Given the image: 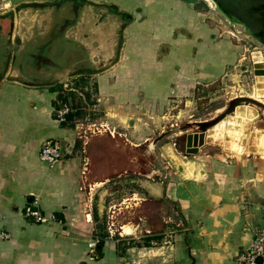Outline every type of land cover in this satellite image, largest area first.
<instances>
[{"label": "crops", "instance_id": "0c3cea01", "mask_svg": "<svg viewBox=\"0 0 264 264\" xmlns=\"http://www.w3.org/2000/svg\"><path fill=\"white\" fill-rule=\"evenodd\" d=\"M54 1L0 0V9L12 3L47 5ZM90 1L109 10L115 22L113 31L103 32L105 23L96 26V20L87 19L86 10H95L92 6L84 8L78 24V32L81 25L90 32L81 42L101 49L102 57L95 54L98 50L89 52L92 59L98 58L95 63L104 64L93 74L97 84L94 104L104 113L102 125L109 123L110 114L119 117L130 125L126 134L131 138L137 135L136 119L142 114L158 117L168 104L190 95L198 85L226 76L239 59L240 46L231 32L203 10L200 0ZM0 18L12 25L4 11ZM79 34L75 40L85 36L82 31ZM6 44L0 41V264H123L126 257L119 254L114 238L105 239L101 258L89 253L88 243L100 230L98 217L104 206L100 202L99 214L94 213L92 184L86 183L88 162L84 159L88 158L81 152L74 154L76 131L56 115L62 104L56 103L62 77L83 76L70 73L78 65L63 68L50 61L42 71L29 66L31 72L49 76L33 81L34 77L3 68ZM63 91L72 103L68 91ZM122 123L113 127L115 131ZM47 139L66 146L65 157L53 167L40 157ZM258 146L255 149L261 156L228 158L200 153V157L182 161L184 167L166 181L146 180L148 199L172 201L186 223L185 230L190 231L185 236L177 234L175 244L166 248H174L168 264H238L237 257L251 243L253 229L264 225V150ZM82 148L87 149V142ZM34 203L55 220L36 223L24 217L25 206ZM122 230L123 235L132 233L128 225Z\"/></svg>", "mask_w": 264, "mask_h": 264}, {"label": "rangeland", "instance_id": "374dc122", "mask_svg": "<svg viewBox=\"0 0 264 264\" xmlns=\"http://www.w3.org/2000/svg\"><path fill=\"white\" fill-rule=\"evenodd\" d=\"M200 2L204 4L203 10L214 15L217 23L231 32L229 34L233 41L240 46L239 59L228 69L226 76L208 84L198 85L190 95L168 104L158 117L142 114L141 119H136L138 127L135 137L131 138L126 134L131 129L130 125L122 123L121 119L115 118L114 115L110 114L111 118L106 121L109 123L102 125L104 113L98 110L97 106L96 109L93 107L97 101L96 78L93 75L65 76L60 83L63 89L68 91L72 102L74 98L80 102L78 107L81 114L73 121L66 122L73 125L76 131L74 154L81 152L88 158L84 159V163L88 162L86 183L92 184L94 213L97 215L100 202L104 206L102 214L98 217L100 230L96 235L104 240L106 238L117 240L119 254L126 257L123 264H168V257H173L174 248L169 251L166 248L175 244L177 234L185 236L190 232L185 230L186 223L177 214L176 205L172 201L163 198L148 199L144 188L147 179L156 182L166 181L170 175L173 176L176 169L184 167V161L200 157V153L208 152L206 154L228 158L261 156L255 149L257 143L259 149L264 150V109L258 107V113L255 105H243L238 109H247V113L241 114L238 111L227 116L217 127L209 129L206 142L198 153L186 152L187 135L201 131L198 122L215 118L234 98L251 96L264 102V44L250 35L243 26L232 25L208 0ZM18 6L20 9L16 11ZM100 10L102 9H95L94 12L86 10L87 19L91 17L96 20V26L105 23L106 26L102 29L105 33L113 31L114 17L108 16L109 10L104 9L103 12ZM3 11L12 21L10 25L9 20L0 18V30L11 31L8 34L0 32V41L7 42L3 54V68L9 66L11 73L22 72L25 77L31 78L32 75L23 70L32 73L28 66L36 68L39 66L32 53L36 54L40 51L39 48L44 49L43 46L40 47V42L44 46L47 44L48 33L58 20L55 8L12 3L0 9V12ZM84 11L82 9L81 18ZM79 22L69 27L66 34L74 38V35H80L82 31L85 36L76 39L78 46L72 48L61 62L63 68L73 63L79 66L76 58L81 59L82 55L87 56V53L89 56L92 49L98 50L95 54L102 57L99 53L100 47H89L81 42L84 37H90V32H85L82 25L80 26L82 30L78 32ZM117 41L116 39V43ZM51 47L50 45L45 47L47 54L51 52ZM78 53L80 56L76 57ZM95 60L98 58L95 57ZM99 63L98 61L97 65L103 64ZM44 67L48 68L49 65L45 64ZM74 72L73 69L70 73ZM33 76H35L32 78L33 81L36 79L41 82L44 79L43 76ZM54 79L55 76L53 79L50 78ZM72 87L75 88L74 91H70ZM85 91L91 93L90 100ZM71 92L75 97L70 94ZM79 92L85 95V99L81 98ZM120 122L122 126L115 131L113 127L120 125ZM171 129L172 133L159 141L154 149L150 148L154 137ZM128 138L139 145L133 146ZM84 142H87L85 151L84 147L82 148ZM242 144H247L243 152ZM65 149L66 146H63V155ZM99 181L106 183L98 185ZM135 193L138 195H134ZM124 225L132 229L131 234H121ZM147 235H151L152 238ZM147 243L149 245L145 246Z\"/></svg>", "mask_w": 264, "mask_h": 264}, {"label": "water", "instance_id": "95a60500", "mask_svg": "<svg viewBox=\"0 0 264 264\" xmlns=\"http://www.w3.org/2000/svg\"><path fill=\"white\" fill-rule=\"evenodd\" d=\"M215 4V8L218 9L232 25H241L245 30L252 35L259 42L264 44V0H212ZM61 2V0H59ZM57 3V2H56ZM23 6H44L42 3H24ZM21 5V6H22ZM20 9V6L16 7V11ZM142 11V9H140ZM80 52V51H78ZM75 57V56H74ZM9 69V66L5 67ZM80 68V67H79ZM73 75H93L98 73V70H83L74 69ZM243 105H255L257 108L264 109V102L251 97L241 96L234 98L228 107L218 116L211 120H205L198 122L201 127V131L189 133L186 141V152L188 154H196L202 148L206 142V137L209 129L216 126L227 116L236 112L239 106ZM258 108V113H259ZM173 129L165 130L158 134L150 143V148L154 149L156 144L161 141L168 134L172 133ZM258 262H262V258H258Z\"/></svg>", "mask_w": 264, "mask_h": 264}, {"label": "flooded vegetation", "instance_id": "af4514ba", "mask_svg": "<svg viewBox=\"0 0 264 264\" xmlns=\"http://www.w3.org/2000/svg\"><path fill=\"white\" fill-rule=\"evenodd\" d=\"M57 2V3H56ZM90 5V6H89ZM94 7L95 9H103L104 7L102 5H98L93 3L90 0H59L54 1L52 4H47L41 7H53L55 8V12L57 15V23L54 25V27L51 29L50 33H48L49 40L47 41V44L41 46L45 49L47 46H52L51 52L47 54L45 50L37 51L36 54L34 52L32 55L34 58L39 62V67L37 70H41V67H44L45 64L49 65L50 61L54 64H58V66H62L61 62L68 56V52L71 51L72 48L77 47V41L74 38H70L69 34L67 33V29L69 27L74 26L77 22H79V19L81 18L82 9L84 10L85 7ZM110 10L114 11V7H109ZM116 12V11H115ZM123 17H126L127 14H122ZM54 46V47H53ZM38 50V49H37ZM84 51L86 49H83ZM78 52V51H77ZM73 55V54H71ZM70 55V56H71ZM75 56V55H74ZM79 53L78 56L79 57ZM83 57L81 59H78L79 66L77 69H83V70H99L103 67L102 65H97L96 60L92 59L90 57V54L88 56L82 55ZM72 57V56H71ZM71 62V61H70ZM100 64V63H99ZM25 67V66H24ZM80 67V68H79ZM28 68H30L28 66ZM24 69V68H23ZM36 69V67H35ZM25 73H28L25 71ZM33 72L29 74H33L36 76H43L46 77L45 74L40 73L38 74L37 70L32 69ZM42 71V70H41ZM35 78V76H32Z\"/></svg>", "mask_w": 264, "mask_h": 264}, {"label": "built area", "instance_id": "2783aa9c", "mask_svg": "<svg viewBox=\"0 0 264 264\" xmlns=\"http://www.w3.org/2000/svg\"><path fill=\"white\" fill-rule=\"evenodd\" d=\"M94 109H96V104H94ZM74 111L70 102L62 103L59 108L56 109L57 118L61 122H66L67 115ZM40 157L42 161L48 163L50 167L55 166L61 159L63 155V145L57 139H47L43 145L40 152ZM263 219H264V204L262 206ZM24 217L36 222V223H46L55 220V216L52 215L48 217L39 207L34 204H29L25 206L23 210ZM5 237H9V233H4ZM103 240L102 237L95 235L88 243L89 253L92 258H98V245L100 241ZM262 258V262H258V258ZM238 264H264V225H260L253 229V235L251 243L246 247L237 257Z\"/></svg>", "mask_w": 264, "mask_h": 264}, {"label": "trees", "instance_id": "16d2710c", "mask_svg": "<svg viewBox=\"0 0 264 264\" xmlns=\"http://www.w3.org/2000/svg\"><path fill=\"white\" fill-rule=\"evenodd\" d=\"M102 70V69H100ZM60 88V94H59V99L56 101V103H65L68 101V96L67 95H64V91H63V87L62 86H59ZM96 92H97V84H96ZM86 95H87V98L90 100L91 98V93L90 92H87L85 91ZM70 94H74L73 92H71ZM74 96V95H73ZM75 97V96H74ZM95 102V101H94ZM80 102L77 98H74V101L71 103L72 107L73 108H78L76 111L74 110L73 112H71L70 114L67 115V121H73L75 119V117L77 115H80L81 114V111H80V107H78ZM81 105H82V102H81ZM63 124H67L66 122H62ZM73 126V125H72ZM148 237L152 238L151 235H147ZM105 244V240H101L99 245H98V252H99V257L98 258H101L102 257V248ZM149 243L145 244V246H148Z\"/></svg>", "mask_w": 264, "mask_h": 264}, {"label": "bare ground", "instance_id": "6f19581e", "mask_svg": "<svg viewBox=\"0 0 264 264\" xmlns=\"http://www.w3.org/2000/svg\"><path fill=\"white\" fill-rule=\"evenodd\" d=\"M208 1L211 3L212 7L214 8V7H215L214 2H213L212 0H208ZM261 80H262V79H261ZM239 107H240V106H239ZM239 107H238V108H239ZM238 108L236 109V112L239 111L241 114L247 113V111H248L247 109L244 110V109H238ZM257 109H258V108H257ZM242 111H243V112H242ZM236 112H235V113H236ZM224 120H225V119H224ZM224 120H222V121H224ZM222 121H221V122H222ZM221 122H220V123H221ZM220 123H218L216 126H214V128L217 127ZM245 146H246V144H242V149H241V151L244 149Z\"/></svg>", "mask_w": 264, "mask_h": 264}]
</instances>
